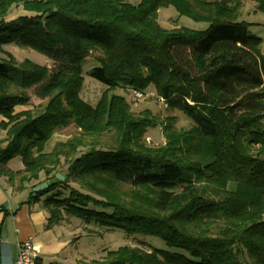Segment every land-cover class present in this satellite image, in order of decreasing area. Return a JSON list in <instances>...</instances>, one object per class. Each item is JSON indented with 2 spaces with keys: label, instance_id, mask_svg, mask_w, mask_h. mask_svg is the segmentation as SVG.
Instances as JSON below:
<instances>
[{
  "label": "trees",
  "instance_id": "obj_1",
  "mask_svg": "<svg viewBox=\"0 0 264 264\" xmlns=\"http://www.w3.org/2000/svg\"><path fill=\"white\" fill-rule=\"evenodd\" d=\"M251 1L264 11V0ZM169 6L209 27L163 29L158 11ZM240 8V0H0V129L10 134L0 140V174L20 187L37 182L28 203H43L48 228L76 217L182 251L126 245L94 264H264V57L261 39L237 21ZM19 11L34 15L13 19ZM10 44L57 70L18 63L3 50ZM93 54L98 66L88 74L106 88L95 107L80 98L81 67ZM150 86L193 124L176 131L167 118V143L157 149L142 141L158 121L149 112L137 118L111 94L146 96ZM28 90L46 100L37 115L18 110L30 103ZM70 126L97 142L76 138L45 152ZM106 133L118 134L116 146L98 142ZM16 157L26 166L12 171ZM59 167L64 176L54 181ZM199 172L205 185L195 183ZM119 183L139 189L137 203L126 202Z\"/></svg>",
  "mask_w": 264,
  "mask_h": 264
},
{
  "label": "rangeland",
  "instance_id": "obj_2",
  "mask_svg": "<svg viewBox=\"0 0 264 264\" xmlns=\"http://www.w3.org/2000/svg\"><path fill=\"white\" fill-rule=\"evenodd\" d=\"M123 1L133 6H138L142 2V0ZM206 1L215 2L218 0ZM240 2L241 8L238 13L237 21L246 23L250 33L261 39L260 51L264 57V11L259 10L254 1L240 0ZM24 13H26V11L17 12L13 16V19H16L20 14ZM158 22L163 29L169 31L182 28L203 31L209 27V23L206 21H196L188 16L180 15L173 6L159 9ZM3 50L11 53L18 63L29 60L41 67H49L52 72L56 71L58 68V64H53L46 56L29 48L10 44L3 46ZM93 55L94 56L88 58L86 63L81 67L84 81L83 88L80 92V98L92 107H95L106 88L88 74L92 68L98 66V62L95 58L96 55ZM3 58H5V54L0 52V59ZM134 92L119 88L112 91L111 94L123 96L137 118H144V113L149 112L151 115L149 118H155L158 121L156 127L149 128L146 131L142 141L146 148L157 149L166 145L167 140L164 134L163 123L167 118H174L175 122L173 126L176 131H189L192 128V122L184 114L178 111H169L166 108L163 100L157 96L153 86H150L145 91L146 96L140 99L134 97ZM26 94L30 96V103L25 107L18 108V110H31L34 115L39 114L43 110L46 100L39 99L33 90L26 91ZM3 135L4 133L0 131V137ZM76 138L77 141H80L83 145H90L91 143L97 142V139H88L80 135L78 129L74 126H70L68 128L58 129L55 132L52 138L45 144V152H51L55 145L60 142H76ZM118 141L119 136L117 133H106L98 139V142L102 143L105 147H114L117 145ZM254 152L257 154L256 149ZM261 158H264V154H261ZM22 162L21 158L16 157L10 160L8 164L12 169L16 170L19 169ZM62 176H64V167H59L54 174L53 180L57 181L61 179ZM206 179V175L202 172L196 173L195 175V183L197 185H205ZM116 187L119 194L126 199L128 204L134 205L135 202L137 203L136 196L140 193L138 188L128 183H119ZM138 201L143 203V200ZM54 230L61 241L66 239V244L58 254H53L50 260H46V264H94V262L102 260V256L106 254L107 251L117 250L126 245L132 248L139 246L147 249L145 246L146 243L157 249L182 252L179 249L168 247L163 240L157 237H143L141 235H132L128 237L123 230L115 229L108 231L106 227L99 226L95 222L87 223L76 217L68 218L62 225L55 227ZM142 243H144V246Z\"/></svg>",
  "mask_w": 264,
  "mask_h": 264
},
{
  "label": "crops",
  "instance_id": "obj_3",
  "mask_svg": "<svg viewBox=\"0 0 264 264\" xmlns=\"http://www.w3.org/2000/svg\"><path fill=\"white\" fill-rule=\"evenodd\" d=\"M33 15L26 12L19 16ZM0 131L4 133L0 140L10 137L6 131ZM25 166L22 162L19 169L14 170L8 164L12 171H19ZM36 183H25L20 187V183L11 182L0 174V264H16L19 248L28 239L41 245L42 264H46L45 261L50 260L53 254H58L66 244V239L61 241L54 232L59 225L47 227L49 215L43 203H28Z\"/></svg>",
  "mask_w": 264,
  "mask_h": 264
},
{
  "label": "built area",
  "instance_id": "obj_4",
  "mask_svg": "<svg viewBox=\"0 0 264 264\" xmlns=\"http://www.w3.org/2000/svg\"><path fill=\"white\" fill-rule=\"evenodd\" d=\"M145 95L141 92H134V97L140 99ZM41 245L31 239L23 242L19 248L16 264H42L40 261Z\"/></svg>",
  "mask_w": 264,
  "mask_h": 264
}]
</instances>
